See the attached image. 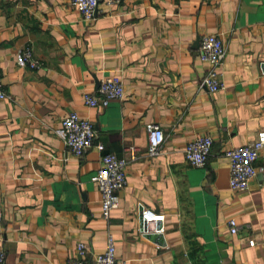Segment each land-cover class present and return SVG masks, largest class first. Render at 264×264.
<instances>
[{"label":"crops","instance_id":"1","mask_svg":"<svg viewBox=\"0 0 264 264\" xmlns=\"http://www.w3.org/2000/svg\"><path fill=\"white\" fill-rule=\"evenodd\" d=\"M223 43L224 89L199 87L207 65L200 37ZM26 46L42 66L18 62ZM0 248L8 264H65L84 243L86 260L114 238L116 264H264V147L246 191L228 185L226 149L264 130V0H121L84 19L68 0H0ZM106 77L124 96L84 105ZM71 111L93 123L81 156L64 144ZM147 124L164 140L147 153ZM212 139L202 167L185 144ZM105 152L127 159L117 208L101 217L94 174ZM136 157L130 159L129 149ZM140 207L163 214V232ZM233 218L237 231L230 233Z\"/></svg>","mask_w":264,"mask_h":264},{"label":"built area","instance_id":"2","mask_svg":"<svg viewBox=\"0 0 264 264\" xmlns=\"http://www.w3.org/2000/svg\"><path fill=\"white\" fill-rule=\"evenodd\" d=\"M70 6L75 9L84 19L92 20L96 16L98 4L102 0H68ZM105 4L119 3L121 0H104ZM225 50L222 41L214 34H204L200 37L198 58L207 65L205 74L199 81V87L207 92H216L224 89V83L220 78L218 69L224 60ZM19 64L31 69L42 66L40 60L32 55L30 47L26 46L18 56ZM124 96L121 80L118 77H106L100 81L95 92H84L82 94L83 103L90 108H105L111 100H120ZM2 86V72L0 70V99L7 98ZM64 144L70 153L75 157H81L92 145L95 136L93 123L86 117L81 116L76 111L69 112L61 120ZM147 153L150 156L157 154L160 145L164 140V133L157 124H147ZM212 139L209 136L198 137L188 141L183 148L185 160L195 167L205 165L211 152ZM95 147L102 152L100 166L94 174L99 192L100 213L104 220L109 219L111 210L118 206L117 191L126 184L127 159L112 152H105L101 142H97ZM264 147V130L257 134V138L238 147L228 148L223 156L228 160L229 179L228 185L235 191H246L250 180L255 176L254 163L258 158L259 151ZM130 159L136 157L135 149H129ZM142 222L154 221L157 224L156 231L163 232V214H153L147 209L140 207ZM2 212L0 210V221ZM230 233H235L238 229L233 218L228 220ZM88 248L78 242L75 245V255L66 260L65 264H116L114 238L111 233H107L106 245L101 253L93 256L87 262ZM0 264H8L5 260V251L0 248Z\"/></svg>","mask_w":264,"mask_h":264}]
</instances>
